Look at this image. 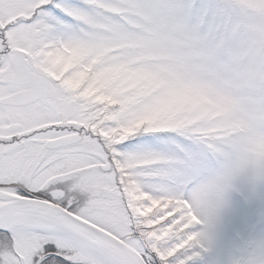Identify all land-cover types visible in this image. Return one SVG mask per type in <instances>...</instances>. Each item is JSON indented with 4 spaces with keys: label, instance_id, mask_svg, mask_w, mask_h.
Masks as SVG:
<instances>
[{
    "label": "snow or ice",
    "instance_id": "obj_1",
    "mask_svg": "<svg viewBox=\"0 0 264 264\" xmlns=\"http://www.w3.org/2000/svg\"><path fill=\"white\" fill-rule=\"evenodd\" d=\"M0 264H264V0H0Z\"/></svg>",
    "mask_w": 264,
    "mask_h": 264
}]
</instances>
